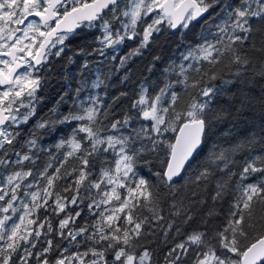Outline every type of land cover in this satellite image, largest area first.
<instances>
[{
  "label": "snow or ice",
  "instance_id": "obj_1",
  "mask_svg": "<svg viewBox=\"0 0 264 264\" xmlns=\"http://www.w3.org/2000/svg\"><path fill=\"white\" fill-rule=\"evenodd\" d=\"M0 264H264V0H0Z\"/></svg>",
  "mask_w": 264,
  "mask_h": 264
},
{
  "label": "trees",
  "instance_id": "obj_2",
  "mask_svg": "<svg viewBox=\"0 0 264 264\" xmlns=\"http://www.w3.org/2000/svg\"><path fill=\"white\" fill-rule=\"evenodd\" d=\"M203 28L202 22H193V26L184 33L183 38L179 31L176 34L170 35L165 34L162 41L158 44L154 53L161 55L163 60H168L169 57L175 58L184 50L186 44L192 43L194 40L199 38V34ZM87 32L81 33V35L72 40L71 47L75 48L77 45L84 43V37ZM150 57L146 56L144 59H138L137 62L130 65L133 68L134 73L137 76L146 75V67ZM52 74L49 77V86L44 91V111L47 112L49 107L56 105L60 96L64 92H71V89L79 81L81 72L83 71L80 67L81 60H77L74 65L67 64L64 62H53ZM99 68V72H97ZM113 65L107 63L105 66H99L95 61H92L89 65L88 70L84 73L85 76H91L93 73L98 75H109L111 80L109 83L112 84V88L109 89V95L114 94L116 91L123 88V85L119 84V74L113 73L111 70ZM43 114V113H42ZM242 120L247 119V117H242ZM241 129L244 128V124L239 125Z\"/></svg>",
  "mask_w": 264,
  "mask_h": 264
},
{
  "label": "flooded vegetation",
  "instance_id": "obj_3",
  "mask_svg": "<svg viewBox=\"0 0 264 264\" xmlns=\"http://www.w3.org/2000/svg\"><path fill=\"white\" fill-rule=\"evenodd\" d=\"M197 23V22H196ZM199 23H201V22H199Z\"/></svg>",
  "mask_w": 264,
  "mask_h": 264
},
{
  "label": "water",
  "instance_id": "obj_4",
  "mask_svg": "<svg viewBox=\"0 0 264 264\" xmlns=\"http://www.w3.org/2000/svg\"><path fill=\"white\" fill-rule=\"evenodd\" d=\"M177 31H179V30H177ZM180 32V31H179Z\"/></svg>",
  "mask_w": 264,
  "mask_h": 264
}]
</instances>
